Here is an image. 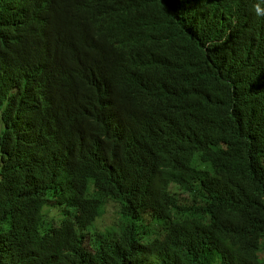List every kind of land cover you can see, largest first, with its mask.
Listing matches in <instances>:
<instances>
[{"label": "trees", "instance_id": "trees-1", "mask_svg": "<svg viewBox=\"0 0 264 264\" xmlns=\"http://www.w3.org/2000/svg\"><path fill=\"white\" fill-rule=\"evenodd\" d=\"M86 6L64 25L95 31L79 64L118 84L84 79L81 99L35 75L0 85V264H264V73L216 68L221 26L253 6ZM108 204L119 230L97 227Z\"/></svg>", "mask_w": 264, "mask_h": 264}, {"label": "clouds", "instance_id": "clouds-1", "mask_svg": "<svg viewBox=\"0 0 264 264\" xmlns=\"http://www.w3.org/2000/svg\"><path fill=\"white\" fill-rule=\"evenodd\" d=\"M190 1L195 3L199 0ZM204 1L213 4L207 8V12L216 16H226L228 10L235 9L238 4L248 3L253 6L254 12L246 17L244 22L234 18L221 26L232 33L223 40L216 68L225 60L232 72L237 73L253 67L261 77L264 73V0ZM86 4L87 0H0V56H4L3 60L0 59V85H7L15 91L17 76L35 75L44 83L55 86V95H73L74 90L81 89V99L85 93L84 89L91 87L83 82L84 79L97 82L102 76L109 81L115 79L118 84L120 76L108 70L98 74L95 66L79 64L83 53L97 43L93 38L95 31L85 30L82 33L74 27L67 28L64 25L82 22L86 16L81 10L87 11ZM79 34H84L88 40L81 41ZM111 49L113 47L107 45L100 53L101 65L105 62L114 65L110 60L114 53ZM139 54H142L141 50ZM125 55L122 51L121 56ZM142 60L143 56L140 57V62ZM122 61L125 66L131 63L129 57H123ZM254 75L256 74H248L245 80H252ZM75 76L79 83L68 81V77L75 79ZM64 81L65 84L62 83ZM128 104L126 103L124 108ZM16 118L17 127L20 118ZM109 207L117 209L115 204H108L103 217ZM117 217L119 230L122 220L118 209Z\"/></svg>", "mask_w": 264, "mask_h": 264}, {"label": "rangeland", "instance_id": "rangeland-1", "mask_svg": "<svg viewBox=\"0 0 264 264\" xmlns=\"http://www.w3.org/2000/svg\"><path fill=\"white\" fill-rule=\"evenodd\" d=\"M118 224L117 209L115 207H109L105 217L97 222V227L100 231H104L105 229L114 230Z\"/></svg>", "mask_w": 264, "mask_h": 264}, {"label": "bare ground", "instance_id": "bare-ground-1", "mask_svg": "<svg viewBox=\"0 0 264 264\" xmlns=\"http://www.w3.org/2000/svg\"><path fill=\"white\" fill-rule=\"evenodd\" d=\"M76 77V76H75ZM74 77V78H75ZM104 77H99V79H97V83H102L103 81H102V79H103ZM68 81H70L71 83H73V84H77V83H79V80H78V78L76 77L75 79H72V78H69L68 77ZM63 84H65L66 83V81H64V82H62ZM104 92V91H103ZM107 96V95H106ZM106 123L109 125V127H111L112 129H114V130H118L119 132L121 131V125L119 124V123H117V121L115 120V119H113L112 117H110V119H107L106 120ZM119 135H121V134H119Z\"/></svg>", "mask_w": 264, "mask_h": 264}]
</instances>
